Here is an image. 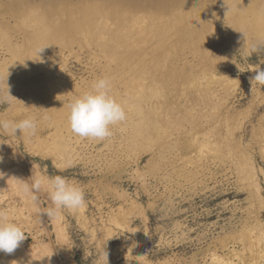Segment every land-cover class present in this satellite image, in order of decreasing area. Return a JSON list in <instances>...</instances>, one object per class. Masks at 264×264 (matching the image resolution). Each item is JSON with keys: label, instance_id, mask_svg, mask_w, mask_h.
Listing matches in <instances>:
<instances>
[{"label": "rangeland", "instance_id": "rangeland-1", "mask_svg": "<svg viewBox=\"0 0 264 264\" xmlns=\"http://www.w3.org/2000/svg\"><path fill=\"white\" fill-rule=\"evenodd\" d=\"M179 1L187 14L199 15L194 24L201 30L199 44L182 40V61L187 72H205L208 79L188 87L173 81L162 92L167 101L151 96L145 107L116 95L127 119L105 141L76 136L67 120L68 100L104 77L97 41L83 50L75 42L64 54L56 46L44 56H52L46 70L57 65L66 72L56 103L40 90L13 89L0 79V94L9 87L13 96L0 103V119L19 118L18 109L49 116L33 137L0 133V154L8 159V171L0 174V210L26 232L13 254L0 252V264H125L133 241L139 264H264V87L250 79L255 68L264 69V26L242 25L235 11L243 7H231L232 0H225L228 7L205 0L195 10ZM245 5L253 8L256 0ZM56 7L80 10L75 0ZM4 20L15 23L12 14L0 16V24ZM13 35L22 42V31ZM254 45L259 50L252 53ZM8 58L1 49L0 65ZM32 175L75 182L84 190V206L50 219L43 213L52 206L46 191L34 204L20 190Z\"/></svg>", "mask_w": 264, "mask_h": 264}, {"label": "bare ground", "instance_id": "bare-ground-1", "mask_svg": "<svg viewBox=\"0 0 264 264\" xmlns=\"http://www.w3.org/2000/svg\"><path fill=\"white\" fill-rule=\"evenodd\" d=\"M65 1L46 0L41 4L38 0H7L2 3L0 16L8 13L15 18L12 25L5 20L0 24V50L5 48L10 54V58L0 65V79H6L10 88L40 90L47 96V101L56 103L60 99L56 90L67 84L63 78L66 72L57 65L52 70H46L44 64L52 56L45 60L44 56L53 54L56 46L59 47L60 54H64L66 49H73L75 42H79L80 49L83 50L84 47L90 49L96 41L100 45V59L106 62L103 76L110 78L112 94L127 100L126 103L139 99L140 105L145 107L151 96L167 101L168 92H162L173 81L174 86L188 87V82L202 83L208 79L205 72L201 75L187 72L189 65L182 61V43L189 41L199 44L201 30L194 24L199 15L187 14L186 9L179 7V0H75L80 10L73 12L56 7L57 3L62 5ZM182 1L188 7L191 5L193 10L201 8L198 4L206 2ZM227 1L223 0L228 5ZM243 3L244 0H232L230 5H242V10L238 8L235 11L237 17L242 18L241 24L259 30L255 25L257 21L260 27L264 26V0H256L257 6L251 7L252 9H246L247 5L243 6ZM205 9L206 6L203 5L202 11ZM215 14L216 11L213 12V17ZM187 19H190L188 24ZM215 28L216 21L213 30ZM19 31L23 32L21 43L13 35ZM188 35L193 38L189 39ZM45 45L48 46L38 53V49ZM16 66L19 67L18 70H14ZM58 74L60 77L56 78ZM136 87L144 90L136 91L135 96L132 89ZM64 94L67 95L65 92ZM148 120L150 117L144 121ZM2 156L0 174L8 171V159Z\"/></svg>", "mask_w": 264, "mask_h": 264}, {"label": "clouds", "instance_id": "clouds-1", "mask_svg": "<svg viewBox=\"0 0 264 264\" xmlns=\"http://www.w3.org/2000/svg\"><path fill=\"white\" fill-rule=\"evenodd\" d=\"M228 10L230 9L228 8ZM46 46L48 45L38 49V53ZM258 50L259 46L254 45L250 52L255 53ZM254 70L255 75L250 78L251 83L255 82V84L264 87V69L257 67ZM11 97L13 96L8 87L6 96L0 94V103H11ZM67 108V120L71 132L80 138L97 142L110 138L113 135L112 127L127 119L124 105L112 94V82L108 77L97 78L88 90L72 96L67 102ZM16 117L19 118L0 119V133L16 136L19 131L21 136L30 138L37 134L40 123L49 119L46 112L26 115L24 109H18ZM2 162L3 156L0 155V163ZM31 177V184L29 185L26 181L23 182L20 190L34 204L39 202L37 194L46 191L52 206L44 210L43 213L50 219L59 216L63 209L77 211L84 206L85 193L83 188L66 177L61 175L54 177L32 175ZM25 233L23 228L10 218L8 212L0 210V252L13 254L26 239ZM135 247L133 241L124 255L125 264H133V261H137L139 264V261L134 259L130 251ZM106 257L108 260L107 253Z\"/></svg>", "mask_w": 264, "mask_h": 264}]
</instances>
